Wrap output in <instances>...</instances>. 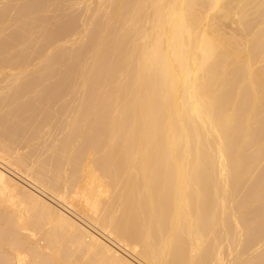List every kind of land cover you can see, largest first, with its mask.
<instances>
[{
	"label": "bare ground",
	"instance_id": "1",
	"mask_svg": "<svg viewBox=\"0 0 264 264\" xmlns=\"http://www.w3.org/2000/svg\"><path fill=\"white\" fill-rule=\"evenodd\" d=\"M0 264H264V0H0Z\"/></svg>",
	"mask_w": 264,
	"mask_h": 264
}]
</instances>
